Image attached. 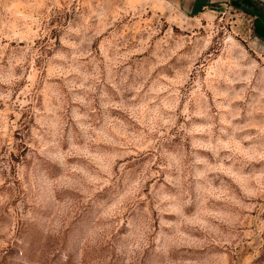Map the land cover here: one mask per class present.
<instances>
[{
	"label": "rangeland",
	"instance_id": "rangeland-1",
	"mask_svg": "<svg viewBox=\"0 0 264 264\" xmlns=\"http://www.w3.org/2000/svg\"><path fill=\"white\" fill-rule=\"evenodd\" d=\"M187 3L0 0V264H264V7Z\"/></svg>",
	"mask_w": 264,
	"mask_h": 264
},
{
	"label": "crops",
	"instance_id": "crops-1",
	"mask_svg": "<svg viewBox=\"0 0 264 264\" xmlns=\"http://www.w3.org/2000/svg\"><path fill=\"white\" fill-rule=\"evenodd\" d=\"M186 1L188 2L187 6H186V10L193 11L195 9H199V11H201V13H200L201 15L206 13V12H208V10H210L212 8L213 9L217 8V10L220 9V6L222 7L224 5L222 3H225V2H231V3L237 2L239 4L241 2L245 3L247 5V6L245 5L246 6V8H245L246 10L247 9L250 10L249 7L252 6V4L264 7V0H240V1L239 0H186ZM213 5H215V6L213 7ZM235 7H237V6H235ZM235 7H233V8H235ZM243 9H244V7H243ZM235 10L238 11V9H235ZM242 12H243V10H242ZM244 14L245 15H249L246 12Z\"/></svg>",
	"mask_w": 264,
	"mask_h": 264
},
{
	"label": "trees",
	"instance_id": "trees-1",
	"mask_svg": "<svg viewBox=\"0 0 264 264\" xmlns=\"http://www.w3.org/2000/svg\"><path fill=\"white\" fill-rule=\"evenodd\" d=\"M235 5H236V3H235Z\"/></svg>",
	"mask_w": 264,
	"mask_h": 264
}]
</instances>
